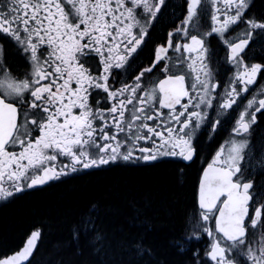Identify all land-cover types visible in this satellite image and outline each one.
I'll use <instances>...</instances> for the list:
<instances>
[{
  "label": "snow or ice",
  "instance_id": "snow-or-ice-1",
  "mask_svg": "<svg viewBox=\"0 0 264 264\" xmlns=\"http://www.w3.org/2000/svg\"><path fill=\"white\" fill-rule=\"evenodd\" d=\"M167 7V0L0 2V200L116 160L193 161L199 134L231 123L198 181L192 236L204 247L190 264H264V200L247 178L264 91L233 117L264 74V63H248L264 58V15L252 13L254 0H183L179 25L132 71ZM213 36L220 48L207 42ZM255 172L264 175V151ZM81 227L93 230L92 218ZM40 238L31 231L0 264H30Z\"/></svg>",
  "mask_w": 264,
  "mask_h": 264
},
{
  "label": "trees",
  "instance_id": "trees-1",
  "mask_svg": "<svg viewBox=\"0 0 264 264\" xmlns=\"http://www.w3.org/2000/svg\"><path fill=\"white\" fill-rule=\"evenodd\" d=\"M256 3L264 11V0ZM196 180V162L160 161L104 167L29 191L0 207V256L37 228L30 264H190ZM88 216L94 229L85 231Z\"/></svg>",
  "mask_w": 264,
  "mask_h": 264
},
{
  "label": "flooded vegetation",
  "instance_id": "flooded-vegetation-1",
  "mask_svg": "<svg viewBox=\"0 0 264 264\" xmlns=\"http://www.w3.org/2000/svg\"><path fill=\"white\" fill-rule=\"evenodd\" d=\"M257 0H254L255 7L252 9V13L255 14L256 16L264 15V11H262L257 3ZM0 2H3V0H0ZM168 7L167 9L164 10V14L159 17V20L155 23L154 29H150V35L145 37V45H142L143 47V52L141 55L137 58V60L133 63L132 71H135L137 66H147L148 65V58L150 54L153 52L154 48L166 41L167 38V33L173 30V27L175 25H179L180 20L178 17H181V5L183 3V0H167ZM208 29V23L207 21H201L200 25V31H206ZM239 32V29L236 30V32L233 33L235 35L236 33ZM211 47L213 48H220L221 46L219 45L218 40L213 36L209 37L207 41ZM253 49L257 52L260 51L259 45H254ZM253 49H250L248 51V55H252ZM171 52V50H170ZM221 55L223 53L221 52ZM253 62H259V63H264V58H261V56H257L255 59L249 60L248 63H253ZM20 70H24V65L21 63L20 65ZM215 67V65H214ZM230 74V73H229ZM264 91V74H257V81L256 84L252 87H250L249 92L246 94V98L244 100L239 101L238 103L240 104L239 108H235V112L233 113V117L237 116L239 111L242 110L244 104H246V99L251 98L252 95H258L260 92ZM215 116V113L212 114ZM258 118V124L254 128V132L257 136V160L253 161V166L254 170L250 173L247 174V178L250 180H255L256 181V188L254 189V192H258L260 195L257 197V200H264V175L257 176L255 169L259 168V153L261 151H264V147L261 146L260 144V138L263 137V130H264V117H261L259 114H257ZM231 123H225L223 126V129H218L216 133H213L211 131V128L209 127L208 129L203 130L202 134H199V148H198V153L194 157L193 161H188L185 162L182 158L179 157H160L157 160L154 161H143V160H131V161H124V160H116L114 162H111L108 165H101L98 168H88V169H83L80 168L76 172H69L67 175L61 176L58 180H50L48 181L47 184L44 186L60 181L63 179H66L70 176L89 172L92 170H98L100 168L104 167H110V166H116V165H124V166H140V165H150L154 164L156 162L160 161H172L176 162L180 165H189L194 162H196V169H197V180H196V187H195V207L197 208L196 204V194H197V185H198V179L200 176V173L202 169L207 166L209 162H211L212 155H214L216 150H219L220 144L224 143V141L228 138L229 132L231 130ZM205 145H208V149L206 152H204V147ZM66 162V161H65ZM41 188V187H40ZM39 189L38 187H34L31 189H25L24 192L22 193H17L15 198L18 196L27 193L29 191ZM15 198H10L7 201L0 200V207L3 206L4 204L12 201ZM206 239V237L204 238ZM257 239H259V234H257ZM195 241H197L195 239ZM203 243L204 246V240H200ZM199 241V242H200Z\"/></svg>",
  "mask_w": 264,
  "mask_h": 264
},
{
  "label": "bare ground",
  "instance_id": "bare-ground-1",
  "mask_svg": "<svg viewBox=\"0 0 264 264\" xmlns=\"http://www.w3.org/2000/svg\"><path fill=\"white\" fill-rule=\"evenodd\" d=\"M34 230H37V228H33V229L29 230V231L24 235V237H23V239L21 240V243H20L18 249H19L20 246L23 244L24 240L28 237V235H30V232H31V231H34ZM39 230H40V229H39ZM187 242H190V244L192 245V247H193V252H194L195 250H197V249H201V248L204 247V246H203V243H202L201 241H200V242H199V241H195V238H194L193 236H191V238H190Z\"/></svg>",
  "mask_w": 264,
  "mask_h": 264
},
{
  "label": "water",
  "instance_id": "water-1",
  "mask_svg": "<svg viewBox=\"0 0 264 264\" xmlns=\"http://www.w3.org/2000/svg\"><path fill=\"white\" fill-rule=\"evenodd\" d=\"M185 162H188V161H185ZM205 167H207V166H205ZM204 167V168H205ZM202 176V172H201V174H200V177ZM45 185V184H44ZM38 186H40V185H38ZM196 203H197V206H198V188H197V199H196ZM26 240H27V238L24 240V242L23 243H25L26 242ZM23 246V244L20 246V248ZM19 248V249H20ZM18 249V250H19ZM35 251V250H34ZM13 253V252H12ZM12 253H10V254H12ZM32 257V256H31ZM31 257L29 258V259H31Z\"/></svg>",
  "mask_w": 264,
  "mask_h": 264
},
{
  "label": "rangeland",
  "instance_id": "rangeland-1",
  "mask_svg": "<svg viewBox=\"0 0 264 264\" xmlns=\"http://www.w3.org/2000/svg\"><path fill=\"white\" fill-rule=\"evenodd\" d=\"M192 233V232H191Z\"/></svg>",
  "mask_w": 264,
  "mask_h": 264
}]
</instances>
